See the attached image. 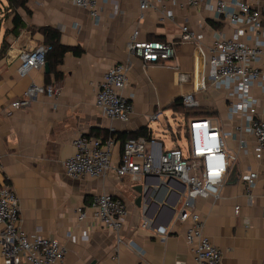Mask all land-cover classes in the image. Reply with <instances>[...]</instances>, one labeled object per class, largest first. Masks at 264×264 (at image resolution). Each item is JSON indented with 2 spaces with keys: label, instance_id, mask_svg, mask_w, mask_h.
I'll use <instances>...</instances> for the list:
<instances>
[{
  "label": "crops",
  "instance_id": "1",
  "mask_svg": "<svg viewBox=\"0 0 264 264\" xmlns=\"http://www.w3.org/2000/svg\"><path fill=\"white\" fill-rule=\"evenodd\" d=\"M213 1L204 0L197 8L177 4L142 11L138 0H100L99 20L95 21L88 10L71 0H29L31 13L19 10L24 26L15 35L10 32L13 15L7 11L6 0H0V183H8L17 193L26 231L55 237L67 248L63 264H105L115 253L113 231L92 227L90 217L78 220V206H88L103 192L121 197L128 209L121 233L125 243L118 251L121 264H197L185 238L190 221L177 219L185 183L159 175L135 180L130 175L118 178L113 174L76 179L66 174L63 162L74 155L75 138L91 130L126 137L146 128L162 143V149L177 145H167L168 139L162 136L171 131L170 114L179 113L170 104L183 94L195 92V84L206 69L193 43L179 46L175 58L161 63L145 66L141 58L132 57L125 90V94H135L129 121L112 120L99 113L96 93L109 68L126 58L125 47L135 29L143 40L177 39L182 25L204 32L207 43L214 32L231 35L234 27L218 21L208 9ZM248 1L264 4V0ZM166 8L173 11V18L165 17L161 10ZM211 21L221 27L214 28ZM43 26L58 29L61 43L80 47L81 54L69 52L63 57L58 66L60 77L46 73L44 67L20 76L19 54L44 44V35L38 30ZM33 83L55 84L58 94H39L28 107L14 108L12 103L24 97ZM209 90L195 93L196 99L217 112L210 118L228 126L224 92ZM255 94L260 92L255 90ZM259 113L264 120V95ZM154 114L158 117L151 119ZM120 149L118 142L116 155ZM152 149L147 144L146 152ZM248 169L258 173L253 189L243 178ZM138 185L147 188L141 205L136 203ZM236 206L240 207L239 214L235 213ZM195 208L205 222V233L222 251L223 264H264V157L258 161L253 151L241 155L227 174L219 198H198ZM146 219L155 227H165L166 237L143 228ZM0 264H6L1 254Z\"/></svg>",
  "mask_w": 264,
  "mask_h": 264
},
{
  "label": "built area",
  "instance_id": "2",
  "mask_svg": "<svg viewBox=\"0 0 264 264\" xmlns=\"http://www.w3.org/2000/svg\"><path fill=\"white\" fill-rule=\"evenodd\" d=\"M89 11L99 20L100 0H71ZM142 11L166 5L197 8L204 0H138ZM218 21L234 27L231 35L214 32L210 43L204 32L182 25L180 35L173 40H143L135 29L127 41L126 58L112 65L98 87L95 108L112 120L127 122L133 114V91L125 94L129 85L132 57H139L146 66L161 63L176 57L178 47L193 43L196 52L205 60L206 69L195 84V92L183 94L185 107L198 106L195 93L215 89L224 92L227 111L226 122L213 118H192L187 122L188 147L179 145L162 149V143L153 137H131L120 144V153L115 154L118 141L114 137L105 140L79 134L73 144L75 153L63 162L66 174L72 178L104 177L113 174L120 178L130 175L134 180L141 176L159 175L165 179H179L186 184L185 198L177 213L180 221H190L185 238L195 254L197 264H223L222 251L205 233V222L195 208L198 198L214 196L218 199L221 187L231 167L241 155L261 161L264 157V120L259 113L261 96L264 95V4L253 5L248 0H215L208 5ZM165 17L173 18L169 8L161 10ZM49 47L39 44L33 49H24L19 54L20 76L33 69L43 68ZM255 90L260 95L255 94ZM46 94L55 97V84H31L24 97L15 100L16 109L28 107L34 96ZM154 114L151 119H156ZM228 138L235 143L230 151ZM154 147L146 152V146ZM117 157V161L115 158ZM249 189L256 186L258 173L248 169L243 175ZM147 194L145 190L144 197ZM240 207H235L239 214ZM19 197L8 183H0V254L6 264H63L67 248L52 236H45L23 228ZM78 220L90 217L92 227L111 230L116 235V251L105 264H121L119 248L125 243L122 229L126 223L128 209L124 200L114 194L103 192L95 195L88 206L77 208ZM143 228L153 230L164 239L167 230L155 227L146 219Z\"/></svg>",
  "mask_w": 264,
  "mask_h": 264
},
{
  "label": "trees",
  "instance_id": "3",
  "mask_svg": "<svg viewBox=\"0 0 264 264\" xmlns=\"http://www.w3.org/2000/svg\"><path fill=\"white\" fill-rule=\"evenodd\" d=\"M6 2L7 11H10V13L13 15V27L11 28L10 32L16 35L18 34V29L24 26V22L19 14V10L26 11L28 14L31 13L28 7L29 0H6ZM211 24L216 29H219L221 27V24L216 21H211ZM38 30L44 35V44L49 47L45 60L49 64L50 72H54L57 77H60V73L58 72V66L62 63L63 57L69 52H72L75 55H80L81 49L80 47H73L62 44L60 41L61 33L58 29H55L51 26H43L39 27ZM4 47L5 46H3V48ZM170 106L174 111L184 114L187 122L189 119L192 118H209L210 116H213L217 113L215 110H213V107L208 103L199 102L198 106L196 107H185L182 103L181 96L175 98L170 104ZM87 135L100 138L102 140H105L108 137H114L119 143H124L128 138L131 137L141 136L145 137L148 140L152 138L146 128L134 132L126 137L118 134L115 137L116 133H109L105 130L101 131L100 133H93V130H91V132Z\"/></svg>",
  "mask_w": 264,
  "mask_h": 264
},
{
  "label": "rangeland",
  "instance_id": "4",
  "mask_svg": "<svg viewBox=\"0 0 264 264\" xmlns=\"http://www.w3.org/2000/svg\"><path fill=\"white\" fill-rule=\"evenodd\" d=\"M209 91L210 90H208V92ZM169 117H170L171 131L166 133V135L162 134L163 137H166L168 139L166 144L169 145V143L170 144L174 143L182 147L184 150H186L188 147V136L186 134V128H185L187 124V120L184 114L177 113L175 116H172V114H170ZM230 141H231V138H228V147L230 151H233L235 148V144H233V141L232 143Z\"/></svg>",
  "mask_w": 264,
  "mask_h": 264
},
{
  "label": "water",
  "instance_id": "5",
  "mask_svg": "<svg viewBox=\"0 0 264 264\" xmlns=\"http://www.w3.org/2000/svg\"><path fill=\"white\" fill-rule=\"evenodd\" d=\"M44 69H45V72L46 73H50L49 64L47 62H45V64H44ZM146 189L147 188L146 187H143L142 185H138L136 187V191L138 193V197L136 199L137 205H141L142 204L143 195H144Z\"/></svg>",
  "mask_w": 264,
  "mask_h": 264
}]
</instances>
